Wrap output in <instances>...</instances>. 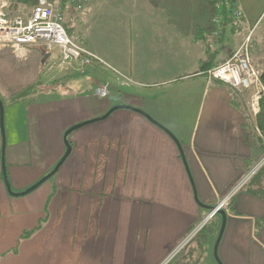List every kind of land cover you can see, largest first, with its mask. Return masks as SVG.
Listing matches in <instances>:
<instances>
[{"label":"crops","instance_id":"crops-1","mask_svg":"<svg viewBox=\"0 0 264 264\" xmlns=\"http://www.w3.org/2000/svg\"><path fill=\"white\" fill-rule=\"evenodd\" d=\"M98 1L104 7L123 3L130 10L139 0ZM241 7V26L248 31L241 41L234 39L236 30L227 18L216 35L212 0L143 2L147 15L122 22L130 34L135 32L134 52L121 45L111 51L103 36L97 49L67 29L70 38L105 65L93 64L84 70V78L53 84L34 100L10 103L19 107L5 119L4 164L6 174L10 168L15 176L18 189L13 193L52 171L65 153L66 130L117 106L139 109L168 129L181 146L185 165L163 130L122 109L68 136L71 153L58 172L38 190L12 197L3 183L0 137V264H163L168 259L208 212L196 203L194 193L201 205L214 206L254 160L245 129L246 94L251 92L234 100L229 86L205 75L247 38L251 56L258 52L260 57L254 65L264 66V48L251 34L261 14L251 16L247 6ZM120 37L123 46L132 44L131 37ZM132 53L134 59L128 61ZM59 58L57 49L44 51L41 64L56 65ZM114 71L137 85L134 94L129 86L130 91L121 90ZM105 83L108 96L96 97L95 90ZM178 85L183 93L176 99L157 93ZM145 86L156 90L154 96L146 107L132 105ZM189 105L194 106L190 116ZM19 162L31 169L24 180L17 179ZM229 206L220 263L264 264V225H257L264 218V201L240 191Z\"/></svg>","mask_w":264,"mask_h":264},{"label":"rangeland","instance_id":"rangeland-1","mask_svg":"<svg viewBox=\"0 0 264 264\" xmlns=\"http://www.w3.org/2000/svg\"><path fill=\"white\" fill-rule=\"evenodd\" d=\"M15 1L16 0L1 1L0 9L8 17H13L14 15L16 16L22 15L21 18H24L25 16H23L22 8H21L22 12L20 14H15L16 13L15 5H14ZM90 1L91 0H89V2ZM148 1L149 0H139L137 8L133 6L130 10H128V9H125L123 3L117 4L116 2L113 1L111 4L114 6L104 7V4L102 5L98 0H93L91 4L88 2L87 3L88 5L87 4L84 5L83 9L77 10L74 8L73 12H71L68 9H62L61 7L62 0H49V2L51 3V5H53V7L55 5L56 7L61 8L60 13L59 12L58 13L62 16L61 24L65 28L66 32H67V29H71V32L75 36H80L81 34V36H84V39L97 45V49H99L100 47V44H101L100 38L103 36L109 39L108 43L112 45L110 47L111 51L112 50L115 51L116 47L117 46L119 47L121 45L122 48L129 49V50L131 49L133 52H134V45H136L134 42L135 32L132 31L130 34V32L126 29L128 25L123 26L122 22H124L128 16H136L139 13L141 14V16L147 15L148 13L147 9L141 8V7L143 5V2H148ZM65 4H66V1H65ZM237 5L239 9L242 8L241 6H247L248 7L247 9H249L251 12V16L254 15L255 13H258V15L261 14V18L259 22L257 23L256 27L253 29L251 33V34L254 33L253 42H257L260 39V37H264V0H237ZM128 7H129V4H127L126 8ZM32 8L33 7H31L27 11L28 15L31 12ZM242 18H243V13H242ZM242 22L243 21H241V24ZM235 27H236V31L234 33V36H235L234 39H236L237 41L243 40L245 36L248 34V31H245V29H242L243 27L241 25H236ZM248 28L250 29V26ZM122 33L124 36H128V41L131 37V40H132L131 45L129 44V42H126V45L123 46V38L121 39L120 37ZM116 37H118L117 40L116 39L110 40V38H116ZM246 41L247 43L245 44L249 46L248 38ZM105 44L107 45V42H105ZM108 48L109 47L104 48V50L105 49L109 50ZM28 51L29 52L27 51L25 52L24 58H20V57H16V55L8 48H0V99L4 107V118H3L4 137H5L6 117L10 113H18L16 110L17 108H19L17 107L18 105L14 106L13 104H10V103L23 90L25 89L29 90L28 91L29 93L24 97V99L34 100L33 98L39 97V96H36V94L44 91V89L48 90V88H51L53 84L60 85L64 81L68 82L71 79L78 80V79L84 78V76H82L84 72H80L78 70L79 68L78 64H71L70 66H65V65H60V63L58 62V64L56 65L55 64L50 65V63L46 65H42L41 62H42L43 54L45 51L42 46L41 47H31L29 48ZM249 55L252 60V65L256 68L254 64L257 60L260 59V57L257 56L258 52H256V56L254 55L251 57L250 52H249ZM130 58L127 57L126 59L128 61L134 59L133 53L131 54ZM262 58H264V54ZM189 60H193V57H190ZM93 64L98 65V63H93ZM51 67L53 68L51 69ZM66 67L68 68L65 69ZM61 68H64V69H61ZM72 68H74V72L71 71ZM191 69L192 67L189 65L188 72L191 73ZM64 71H66L67 74L64 75ZM68 72H70V78L68 76L69 75ZM129 80L130 78L126 77V81H129ZM43 84H46L45 86H48V87L43 86ZM127 86L132 87L131 88L132 93L128 92L131 94H134L136 91V88H138L137 85L133 84L131 80ZM127 86H123L121 90L130 91L129 87ZM166 86H172V85L166 84ZM182 90H183V86L178 85L176 88L167 87L166 89H163V91L161 92L157 91V93L159 94L164 93L166 97H172V99H176L177 97H180V95L183 93ZM154 91L156 90L149 88V86H145V88L139 89L138 96L140 97V100L139 102H134V104L132 105L137 106V107L138 106L143 107V104H144V107H146L145 104L148 103L149 97L151 98L152 96H154L155 94L153 93ZM251 96H252V92L249 97V111L250 112H251L250 110ZM193 111H194V106L189 105L187 107L186 114H189L188 116H190V114ZM99 123H96V124H99ZM90 126H93V125H90ZM90 126L78 129L72 132L70 135L73 136L74 134H77L79 131L84 130ZM19 163H20L19 164L20 167H17V166L15 167L18 173L17 179L24 180V178H27L30 175L31 169L29 166H24L23 162H19ZM261 165H264V156L261 158V160H259V162L252 169H250L247 173H245L242 178L246 177L250 172H252L253 169H255L256 167L259 168ZM258 168L253 171H257ZM14 179H15V176L12 175V170L9 168V172L7 174V181H8L10 190L12 192L17 191L18 189L15 185ZM40 179L38 181H40ZM249 179L246 181V184L249 181ZM246 184H244V187L246 186ZM31 186H29L25 190L29 189ZM39 188H37V190ZM242 189L243 188H241V190ZM25 190H23L22 192H24ZM231 200L229 201V203L231 202ZM215 205L212 206V208H214ZM227 208H229V204ZM209 213L210 211L206 212L205 216L197 224L201 223L203 219H206ZM195 226H192L191 231L194 229ZM220 228H221L220 216L218 215V213H215L206 221V223L200 230L203 235V238H202L203 245L201 246V248L197 246L198 242H195V243L193 242L195 240V236L189 242H187V244L183 247L181 246L183 245L184 242L183 243L181 242V244H179V246L176 247L168 256V258L170 259V264H219V261H220V256H219V246L220 245L219 244L220 242L217 247V258L214 255V248H215L218 236H219Z\"/></svg>","mask_w":264,"mask_h":264},{"label":"built area","instance_id":"built-area-1","mask_svg":"<svg viewBox=\"0 0 264 264\" xmlns=\"http://www.w3.org/2000/svg\"><path fill=\"white\" fill-rule=\"evenodd\" d=\"M3 0H0V2ZM72 6L81 10L89 0H71ZM232 22L239 23L242 19V13L234 0ZM215 21L218 22L217 18ZM33 46H42L46 53L57 49L60 54V65L70 66L78 64V70H84L93 63L105 65L104 62L92 54L72 38L68 36L61 24V16L55 11L53 5L47 0H38L26 18L18 16L8 17L0 9V48L10 49L16 57L24 58L25 52ZM117 75V85L119 87L127 86L129 81L120 73L114 71ZM208 80L222 82L229 86L234 92L243 91L252 92L250 100V110L252 114L258 111V100L264 93V87L259 79V71L252 65L248 46L242 44L224 63L215 66L206 73ZM124 80V81H123ZM127 82V83H126ZM109 94V84L105 83L94 92L98 98H106ZM256 167L255 169H257ZM253 169V170H255ZM250 172L246 177L241 178L229 192L216 203L214 209L210 211L208 217L197 224L194 229L187 234L182 241L183 246L187 244L204 226L206 221L218 211L228 212L229 201L240 192L246 181L254 174ZM170 259L165 260L163 264H168Z\"/></svg>","mask_w":264,"mask_h":264},{"label":"trees","instance_id":"trees-1","mask_svg":"<svg viewBox=\"0 0 264 264\" xmlns=\"http://www.w3.org/2000/svg\"><path fill=\"white\" fill-rule=\"evenodd\" d=\"M47 1L49 2V0H47ZM65 1H66V4H65ZM233 1L234 0H212V15L218 19V22H216V23H217V25L219 24L218 26H216V31H217L216 35L219 33L218 29L220 28V25H222L223 20H225L226 18L230 22V26H231L232 30H236V27H235L236 25H241V21H243V18L241 19V21L239 23L232 22V17H233L232 14H233V8H234V2ZM37 2H38L37 0H16L14 3L16 13L15 12L14 13L20 14L23 11V16H25L24 18H26L28 15L27 11L31 7H34L37 4ZM71 3H72L71 0H62V2H61L62 9H68L70 11L71 10L73 11L74 7L72 6ZM21 8H22V11H21ZM54 8H55L56 12L60 13L61 8L56 7L55 5H54ZM14 16H16V15H14ZM21 16L22 15H20L18 17H21ZM257 42H256L257 45H261L264 48V43H263L264 37H260V39ZM248 51H249V46H248ZM256 68L259 71V79H260L261 85L264 87V66H262L261 68L256 66ZM28 91L29 90H26V89L23 90L18 96H16L11 101V103H15L16 101L24 99V97L29 93ZM247 92H249V91H243L241 93H237L231 89V93L233 95L234 100H237L239 96L246 94ZM249 94H246L248 99L250 97ZM245 119H246L245 129L248 133L249 141L251 143L253 152L255 154L253 162L250 164V166H248V168L244 172V173H247L264 156V93L260 96V98L258 100V111H257V113L252 114L250 111H248L246 113ZM242 188L243 189L240 190L241 192H245L251 196L258 197L264 201V165H261L258 168V170L254 172V174L250 177L249 181L247 182L246 186L245 187L243 186ZM229 208H230V206H229ZM260 224L264 225V218L257 222V225H260ZM191 229L188 231V233L191 231ZM199 232H198L199 234L197 233L195 235V240L194 241L192 240V241L194 243L198 242L197 246L201 248V246L203 245V240H202L203 235H202L201 231H199ZM168 264H170V263H168Z\"/></svg>","mask_w":264,"mask_h":264},{"label":"water","instance_id":"water-1","mask_svg":"<svg viewBox=\"0 0 264 264\" xmlns=\"http://www.w3.org/2000/svg\"><path fill=\"white\" fill-rule=\"evenodd\" d=\"M122 109L134 111V112L142 115L148 121H150L152 124H154L155 126H157L158 128H160L161 130H163L173 140V142L176 144V146H177V148H178V150L180 152L181 159H182V161L184 162V165H185V161H184L183 153H182V150H181V146H180L179 142L177 141V139L174 137V135L168 129H166L162 125H160L157 122H155L154 120H152L146 113H144L143 111H141L139 109L132 108V107L126 106V105H124V106H117V107L111 108L105 115L101 116L100 118H96V119H93V120H89V121L82 122L80 124H77L75 126H72L68 130H66V132L64 133L63 138H62L64 147H65V153L62 156V158L59 160V162L55 165V167L53 168V170L51 172H49L47 175H45L42 179H40V181H38L33 186H31L29 189L25 190L22 193L14 194L10 190V187H9V184H8V181H7L6 168H5V164H4V150H5V137H4V131H3L4 107H3V103H2V101L0 99V137H1V143H2V147H1V173H2V178H3L4 186H5L8 194L10 196H12V197H23V196L28 195L29 193L35 191L37 188H39L41 185H43L45 182H47L51 177H53L58 172V170L61 167V165L65 162V160L67 159V157L70 155V153H71V146H70V143L68 141V136L72 132H74V131L82 128V127H85L87 125L96 123L98 121L105 120L114 111L122 110ZM186 171H187V167H186ZM187 173H188V171H187ZM190 181H191V179H190ZM194 195H195V201H196V203L200 207L204 208L207 211H212L214 209L212 207H208V206L201 205L199 203V201H198L195 193H194ZM218 215L221 218V228H220L219 236H218V239H217L215 248H214V255H215L216 258H217V247H218V244H219V242L221 240V237H222V234H223V231H224V228H225V224H226V214H225V212L224 211H218ZM219 264H221L220 261H219Z\"/></svg>","mask_w":264,"mask_h":264}]
</instances>
